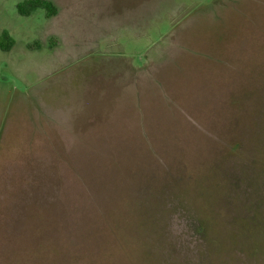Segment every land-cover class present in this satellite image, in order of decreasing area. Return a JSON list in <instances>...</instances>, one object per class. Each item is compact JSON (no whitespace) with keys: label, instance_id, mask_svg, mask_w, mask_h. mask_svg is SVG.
I'll use <instances>...</instances> for the list:
<instances>
[{"label":"rangeland","instance_id":"rangeland-1","mask_svg":"<svg viewBox=\"0 0 264 264\" xmlns=\"http://www.w3.org/2000/svg\"><path fill=\"white\" fill-rule=\"evenodd\" d=\"M0 0V264H264V0Z\"/></svg>","mask_w":264,"mask_h":264},{"label":"trees","instance_id":"trees-1","mask_svg":"<svg viewBox=\"0 0 264 264\" xmlns=\"http://www.w3.org/2000/svg\"><path fill=\"white\" fill-rule=\"evenodd\" d=\"M19 14L22 16H29L33 11L37 9H44L47 12L49 18L58 15V9L55 5L47 0H26V2L21 3L17 6ZM3 38H7L9 43L6 45L4 40H0V47L3 51H9L14 46V41L9 37L8 34L4 33Z\"/></svg>","mask_w":264,"mask_h":264}]
</instances>
